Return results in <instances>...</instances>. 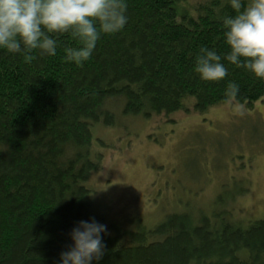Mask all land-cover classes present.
Returning a JSON list of instances; mask_svg holds the SVG:
<instances>
[{"label":"trees","instance_id":"16d2710c","mask_svg":"<svg viewBox=\"0 0 264 264\" xmlns=\"http://www.w3.org/2000/svg\"><path fill=\"white\" fill-rule=\"evenodd\" d=\"M185 0H126L127 22L101 34L92 55L76 65L63 59L78 46L55 36L54 56L0 49V264H58L78 221L106 225L104 255L93 264H264V219L247 224L226 213L197 218L173 212L153 226L122 229L89 201L86 182L100 169L92 127L114 125L112 105L125 115L203 112L228 101L252 105L264 82L223 60L225 0H206L195 16ZM182 6V4H181ZM201 47L221 55L227 74L202 81L194 72ZM239 85L235 98L228 82Z\"/></svg>","mask_w":264,"mask_h":264},{"label":"rangeland","instance_id":"374dc122","mask_svg":"<svg viewBox=\"0 0 264 264\" xmlns=\"http://www.w3.org/2000/svg\"><path fill=\"white\" fill-rule=\"evenodd\" d=\"M206 0H185L195 16ZM182 4V6H181ZM169 115H125L92 127L100 169L87 180L93 209L122 229L153 226L167 214L226 213L247 224L264 219V96Z\"/></svg>","mask_w":264,"mask_h":264},{"label":"clouds","instance_id":"9594fccd","mask_svg":"<svg viewBox=\"0 0 264 264\" xmlns=\"http://www.w3.org/2000/svg\"><path fill=\"white\" fill-rule=\"evenodd\" d=\"M232 15L221 17L223 60L264 82V0H225ZM126 0H0V49L23 53L24 59L37 50L54 56L55 36L69 34L78 46L65 47L63 59L76 65L86 61L101 34L119 32L127 22ZM222 57L201 47L194 58V72L202 81H219L227 74ZM239 85L228 82L225 95L235 98ZM106 225L94 219L81 220L69 232L67 250L58 264H93L104 255L102 234Z\"/></svg>","mask_w":264,"mask_h":264}]
</instances>
